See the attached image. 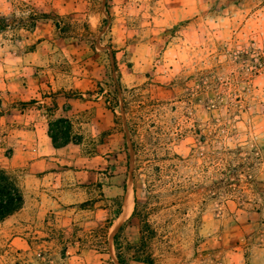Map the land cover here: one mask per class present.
Instances as JSON below:
<instances>
[{
	"label": "rangeland",
	"instance_id": "obj_1",
	"mask_svg": "<svg viewBox=\"0 0 264 264\" xmlns=\"http://www.w3.org/2000/svg\"><path fill=\"white\" fill-rule=\"evenodd\" d=\"M0 167V264H264V0H0Z\"/></svg>",
	"mask_w": 264,
	"mask_h": 264
},
{
	"label": "trees",
	"instance_id": "obj_2",
	"mask_svg": "<svg viewBox=\"0 0 264 264\" xmlns=\"http://www.w3.org/2000/svg\"><path fill=\"white\" fill-rule=\"evenodd\" d=\"M60 119L50 123L49 136L52 139L53 145L55 147H60L65 145L69 140V130L57 129L56 123ZM55 126V127H54ZM57 129V130H56ZM59 131L64 134L62 141H59ZM24 203V193L15 180V178L9 174L5 169L0 167V220L5 219L9 215L13 214L15 211L20 209ZM135 209L133 211V214ZM117 234L115 235L116 238ZM145 261L149 264H153L149 258H145Z\"/></svg>",
	"mask_w": 264,
	"mask_h": 264
},
{
	"label": "bare ground",
	"instance_id": "obj_3",
	"mask_svg": "<svg viewBox=\"0 0 264 264\" xmlns=\"http://www.w3.org/2000/svg\"><path fill=\"white\" fill-rule=\"evenodd\" d=\"M132 206H133V196H132V191L130 190L125 200V209L122 214L123 217L129 214V212L132 209Z\"/></svg>",
	"mask_w": 264,
	"mask_h": 264
}]
</instances>
